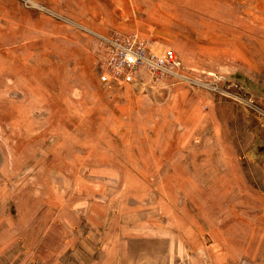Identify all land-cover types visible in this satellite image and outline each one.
I'll use <instances>...</instances> for the list:
<instances>
[{
	"label": "rangeland",
	"instance_id": "1",
	"mask_svg": "<svg viewBox=\"0 0 264 264\" xmlns=\"http://www.w3.org/2000/svg\"><path fill=\"white\" fill-rule=\"evenodd\" d=\"M112 32L181 67L101 84ZM4 241L264 264V0H0V264Z\"/></svg>",
	"mask_w": 264,
	"mask_h": 264
},
{
	"label": "built area",
	"instance_id": "2",
	"mask_svg": "<svg viewBox=\"0 0 264 264\" xmlns=\"http://www.w3.org/2000/svg\"><path fill=\"white\" fill-rule=\"evenodd\" d=\"M98 81L105 86L137 85L143 75L174 74L180 60L170 48L157 51L133 33L112 32L100 37Z\"/></svg>",
	"mask_w": 264,
	"mask_h": 264
},
{
	"label": "crops",
	"instance_id": "3",
	"mask_svg": "<svg viewBox=\"0 0 264 264\" xmlns=\"http://www.w3.org/2000/svg\"><path fill=\"white\" fill-rule=\"evenodd\" d=\"M12 244L7 243L6 241L2 242V264H9L11 263V259L15 256V261L17 264V252H20L22 254V251H24V245L19 242L14 241V256L12 255ZM55 242L49 241L46 243V247L42 242H39L38 244L27 245L25 247V253H28L27 258L34 261V264H63L62 259H57L55 256ZM9 253V257H8ZM20 254V255H21ZM10 258V259H9ZM165 262V261H164ZM77 264H123L122 259L119 260L115 257H109L106 255H100L97 258L92 259L90 263H88L84 258L79 261H77ZM165 264V263H164Z\"/></svg>",
	"mask_w": 264,
	"mask_h": 264
}]
</instances>
